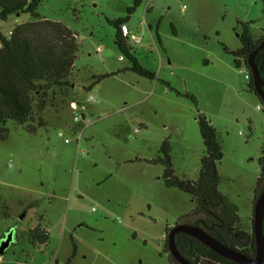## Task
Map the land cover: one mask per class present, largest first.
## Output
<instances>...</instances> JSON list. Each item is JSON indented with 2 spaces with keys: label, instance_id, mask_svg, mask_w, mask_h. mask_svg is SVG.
Listing matches in <instances>:
<instances>
[{
  "label": "rangeland",
  "instance_id": "obj_1",
  "mask_svg": "<svg viewBox=\"0 0 264 264\" xmlns=\"http://www.w3.org/2000/svg\"><path fill=\"white\" fill-rule=\"evenodd\" d=\"M132 7L131 0L37 7L39 17L74 35L78 51L67 85L50 93L44 126L29 134L25 125L5 123L0 241L14 234L0 264H66L73 247L70 264H173L166 229L195 203L165 187L160 147L168 143L177 178L195 181L204 151L197 114L221 146L218 191L237 207L240 229L251 231L264 110L223 47L240 49L242 24L253 38L264 32V0H142L129 13ZM118 20L139 38L127 44L154 80L125 70L114 39ZM29 21L10 16L0 33ZM37 225L49 235L43 246L29 239Z\"/></svg>",
  "mask_w": 264,
  "mask_h": 264
},
{
  "label": "trees",
  "instance_id": "obj_2",
  "mask_svg": "<svg viewBox=\"0 0 264 264\" xmlns=\"http://www.w3.org/2000/svg\"><path fill=\"white\" fill-rule=\"evenodd\" d=\"M41 1L44 0H0V21L4 22L10 16L19 15H29L31 18V21L15 26L8 36L0 33V141L2 142L7 138V130L4 127L7 121L25 125L29 134H35L37 127L44 126L41 113L50 102V93L53 88L67 85L76 59L78 44L74 35L60 23L39 17L36 9ZM131 1L133 7L129 9V13L139 6L142 0ZM125 24L124 20L113 23L116 30L115 45L128 61L125 70L139 77L154 80V73L138 63L132 48L118 34L119 27ZM238 38L240 49L230 51L223 48L225 53L233 58L237 70L246 69L248 88L255 94L247 60L264 42V32L258 38H253L249 24H242V33ZM253 64L264 82V48L255 55ZM258 100L260 102L259 98ZM262 109L264 110L263 106ZM196 122L204 151L195 181L177 178L172 170L168 143L165 141L160 147L162 157L158 162L163 166L165 187L175 188L188 194L195 203V208L188 215L178 219L175 225L197 226L223 246L253 258L255 244L252 229L250 232L240 229L237 207L229 203L218 191L220 178L217 164L222 160L223 155L216 131L209 120L201 114H197ZM260 167L261 174L256 180L253 203L264 187V150L260 158ZM169 231L170 229H166V236ZM166 236L165 249L168 253ZM29 239L32 244L43 246L48 242L49 235L37 226L29 230ZM174 243L178 253L192 264H235L185 234H177ZM75 255L76 248L73 247L66 264H70ZM168 256L170 261L176 264L169 254Z\"/></svg>",
  "mask_w": 264,
  "mask_h": 264
},
{
  "label": "water",
  "instance_id": "obj_3",
  "mask_svg": "<svg viewBox=\"0 0 264 264\" xmlns=\"http://www.w3.org/2000/svg\"><path fill=\"white\" fill-rule=\"evenodd\" d=\"M264 48V42L249 56L247 64L249 66L253 81V88L256 96L260 99L264 107V82L260 79L253 60L255 55ZM263 217H264V187L255 199L252 209V233L255 244V256L248 257L238 251H234L226 246H223L203 230L197 226L187 224H177L173 226L166 236V244L168 254L176 264H192L184 259L177 251L174 243V238L177 234H185L201 244L215 254L234 262L235 264H262L264 262V233H263ZM13 230L9 231L0 241V257L10 247L13 240Z\"/></svg>",
  "mask_w": 264,
  "mask_h": 264
},
{
  "label": "built area",
  "instance_id": "obj_4",
  "mask_svg": "<svg viewBox=\"0 0 264 264\" xmlns=\"http://www.w3.org/2000/svg\"><path fill=\"white\" fill-rule=\"evenodd\" d=\"M118 34L121 36V38L125 41V42H129L132 45H135L139 42V38L136 37L134 34L131 33L129 27L125 24V25H121L118 29ZM241 70H243V72L246 73V80L248 78V72L246 71L245 68H242ZM91 99V98H90ZM70 108L72 110H76L77 106L75 103H70ZM260 107H257V110H260ZM74 121H77V118H74Z\"/></svg>",
  "mask_w": 264,
  "mask_h": 264
},
{
  "label": "crops",
  "instance_id": "obj_5",
  "mask_svg": "<svg viewBox=\"0 0 264 264\" xmlns=\"http://www.w3.org/2000/svg\"><path fill=\"white\" fill-rule=\"evenodd\" d=\"M73 103H74V102H73ZM37 226H39V225H37ZM37 226H36V227H37ZM36 227H34V228H36ZM34 228H33V229H34ZM31 230H32V229H31ZM0 262H1V257H0ZM32 264H35V260H32Z\"/></svg>",
  "mask_w": 264,
  "mask_h": 264
},
{
  "label": "flooded vegetation",
  "instance_id": "obj_6",
  "mask_svg": "<svg viewBox=\"0 0 264 264\" xmlns=\"http://www.w3.org/2000/svg\"><path fill=\"white\" fill-rule=\"evenodd\" d=\"M14 232V231H13Z\"/></svg>",
  "mask_w": 264,
  "mask_h": 264
}]
</instances>
